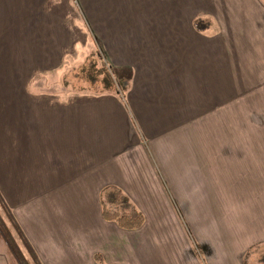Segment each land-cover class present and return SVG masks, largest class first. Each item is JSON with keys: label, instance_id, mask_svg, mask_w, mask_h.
Listing matches in <instances>:
<instances>
[{"label": "crops", "instance_id": "0c3cea01", "mask_svg": "<svg viewBox=\"0 0 264 264\" xmlns=\"http://www.w3.org/2000/svg\"><path fill=\"white\" fill-rule=\"evenodd\" d=\"M80 33L123 87L46 96ZM0 170L43 264L13 194L52 178L59 264H264V0H0ZM110 186L140 228L102 218Z\"/></svg>", "mask_w": 264, "mask_h": 264}, {"label": "rangeland", "instance_id": "374dc122", "mask_svg": "<svg viewBox=\"0 0 264 264\" xmlns=\"http://www.w3.org/2000/svg\"><path fill=\"white\" fill-rule=\"evenodd\" d=\"M197 19L208 21L206 18ZM78 38L79 50L71 51L72 53L68 54L69 56L56 72L47 74V90H40V92H46L48 97H54V95L58 96V93L67 95L76 92H102L109 86L121 89L123 83L102 56L96 42L87 39L81 33L78 34ZM55 81H58V90L54 89ZM53 173L56 175L58 171H51L49 174ZM6 175L5 170H0V177L5 180L6 191L12 190V188L16 189V186L11 185V181ZM36 181L37 184L26 180L24 185L17 187L19 194H13L17 197L14 210L23 222L25 229L27 228V231L35 234L34 242L44 261L48 264H59L70 253L68 237H70L71 219L58 217V178H52L49 181L50 184L47 185L38 184L41 180ZM0 213L22 253L30 260L29 254L1 209ZM59 256L63 257L59 258ZM0 264H14L1 240ZM84 264L94 263H90L88 258H84Z\"/></svg>", "mask_w": 264, "mask_h": 264}, {"label": "trees", "instance_id": "16d2710c", "mask_svg": "<svg viewBox=\"0 0 264 264\" xmlns=\"http://www.w3.org/2000/svg\"><path fill=\"white\" fill-rule=\"evenodd\" d=\"M205 24L206 23H204V20L202 19L194 20V26L196 28L201 29L205 26ZM107 189V192L104 191L102 194H100L102 218L104 220L114 222L117 226L123 229L129 230L140 228L145 220L144 214L121 190L112 186L108 187ZM0 209L7 218L11 227L16 232L30 257L29 260L24 256L0 213V240L6 247V250L14 264H43L34 246L25 234L12 208L8 205L1 191ZM93 260L96 262V264H106L100 253H95L93 255Z\"/></svg>", "mask_w": 264, "mask_h": 264}]
</instances>
